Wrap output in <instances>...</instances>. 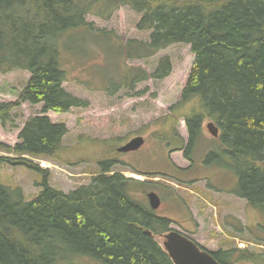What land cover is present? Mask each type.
Segmentation results:
<instances>
[{"label":"trees","instance_id":"trees-1","mask_svg":"<svg viewBox=\"0 0 264 264\" xmlns=\"http://www.w3.org/2000/svg\"><path fill=\"white\" fill-rule=\"evenodd\" d=\"M121 5L141 11L136 27L150 31L147 41L125 43L126 58L145 59L178 42L190 43L194 52L179 99L158 119L153 137L182 150L189 161L202 141L209 143V156L216 152L224 160L221 153H227L238 176L232 192L264 208V0H0V73L29 72L18 99L0 102V123L11 121L22 102L41 104L25 120L18 142H0L6 153L0 163L43 173L37 195L29 200L20 185L0 182V264H56L65 256H88L104 264H174L154 235L139 227L151 228L155 235L170 229L171 220L155 215L142 198L143 186L158 185L156 181L109 174L110 165L102 164L89 183L66 192L50 185L48 170L31 159L79 162L66 158L65 124L46 115L89 104L63 85L60 43L66 46L70 28L110 37L105 30L94 31L85 16L107 20ZM124 68L119 78L103 85L108 95L134 90L148 78H165L172 64L162 56L151 72ZM179 118L188 132L183 147L176 130ZM206 120L219 128L216 138L204 132ZM211 253L221 264H264V253L249 248L222 243Z\"/></svg>","mask_w":264,"mask_h":264},{"label":"rangeland","instance_id":"rangeland-1","mask_svg":"<svg viewBox=\"0 0 264 264\" xmlns=\"http://www.w3.org/2000/svg\"><path fill=\"white\" fill-rule=\"evenodd\" d=\"M86 20L93 29L105 30L110 37L91 39L86 31L78 28L64 48L60 43V66L66 71L67 79L63 85L89 104L72 108L68 113H46L53 122H63L68 130L63 137V144L67 148L66 158L81 160L65 164L32 158L48 169L50 184L64 191L76 189L89 183L90 174L100 172L105 164H109L114 171L136 178L138 174L134 171L166 173L183 182L156 174L154 178L160 182L157 188L152 184L143 186L145 192L154 188L162 200L163 204L155 215L176 222L170 226L190 234L208 250H216L221 242H229L225 238L226 231L237 232V222L231 226L226 222V216H237L244 225L237 233L239 239L260 243L259 247L255 243L249 248L264 253V208L253 206L231 194L230 191L237 184V175L229 166V157L225 156L222 160L216 156V152L214 157L209 156L211 148L207 143L196 147L190 164L181 150H174L169 156L164 141L154 139L150 134L160 127L158 119L168 115L169 106L179 99L193 61L190 47L184 43H174L146 59H128L125 58V42L129 39L147 41L149 36V32L136 27L139 14L128 7H120L110 19L88 15ZM162 56H168L172 64V71L165 78H150L138 83L134 90L120 89L113 95L104 91L103 85L111 78H119L126 71L125 65L151 72ZM28 76L27 70L22 69L0 73V101L17 100L18 92ZM141 90H144L143 93H136ZM40 110V103L32 105L22 102L12 111L14 116L11 121L8 120L5 125L0 123V142L13 146L19 141L18 134L24 121ZM176 130L187 142L188 132L183 119L176 123ZM134 135H143L144 145L136 150L117 152V148ZM102 139L111 142H96ZM1 154L6 153L0 150ZM8 155L12 156L11 153ZM113 159L116 162H112ZM170 159L175 165L188 168L178 171L171 165ZM139 175L140 180L151 177ZM42 180L41 172L0 163V182L21 185L25 200L37 195ZM188 189L192 190L189 192ZM212 205H215V209ZM56 264L104 263L88 256H65L58 258Z\"/></svg>","mask_w":264,"mask_h":264},{"label":"water","instance_id":"water-1","mask_svg":"<svg viewBox=\"0 0 264 264\" xmlns=\"http://www.w3.org/2000/svg\"><path fill=\"white\" fill-rule=\"evenodd\" d=\"M208 131L216 136L218 129L212 122L206 124ZM143 143V138L137 136L118 148L119 151H129L137 149ZM149 204L156 208L160 204L159 196L150 191L147 193ZM162 244L167 250L174 264H220L210 252L201 249L192 239L183 233L171 229L162 235Z\"/></svg>","mask_w":264,"mask_h":264},{"label":"bare ground","instance_id":"bare-ground-1","mask_svg":"<svg viewBox=\"0 0 264 264\" xmlns=\"http://www.w3.org/2000/svg\"><path fill=\"white\" fill-rule=\"evenodd\" d=\"M136 4H138V2H139V0H133ZM140 1H143V0H140ZM140 5V4H139ZM120 7H126V6H119V8ZM140 7H142V6H140ZM155 7H157V6H155ZM118 8V9H119ZM117 9V10H118ZM130 9V8H129ZM116 10V11H117ZM131 10H133V9H131ZM135 13H137V14H139V18L141 17V15H142V12L141 11H136V10H133ZM88 15H91V14H88L87 13V15L85 16V17H87ZM10 21H15V19H10ZM87 21V20H86ZM70 31H69V35H73L72 33L75 31V29L74 28H70L69 29ZM79 30H81V29H79ZM96 29H94V31H95ZM147 32H149V35H150V31L148 30ZM89 38H91V39H93V38H95V37H97V34L95 33V32H92L91 34H89V36H88ZM149 37V36H148ZM179 43V42H178ZM180 43H182V42H180ZM184 44H186V45H188L189 47H190V51H191V53L193 54V57H194V52H193V50H192V46H191V44L190 43H185L184 42ZM162 49H164V48H162ZM161 50V49H160ZM62 63H63V61H62ZM28 72V71H27ZM28 74H29V72H28ZM29 77V76H28ZM28 79V78H27ZM231 90V89H230ZM237 91V90H236ZM236 93V92H235ZM212 104L210 103V106H211ZM212 107V106H211ZM213 108V107H212ZM221 117L220 116H218V115H216V119L219 121V123H221V119H220ZM212 123L216 126V124L212 121ZM222 124V123H221ZM221 156L222 157H224V156H228L229 157V155L227 154V153H221ZM212 157H214V156H212ZM229 160H230V157H229ZM220 163H222V161L220 162ZM263 172H264V169H263ZM235 174H236V172H235ZM237 175V174H236ZM137 176H139V178H140V175H137ZM237 178H238V176H237ZM141 229H142V231L145 233V234H147V235H150V236H155V234H154V232H153V230L151 229V228H148V227H145V226H139Z\"/></svg>","mask_w":264,"mask_h":264}]
</instances>
